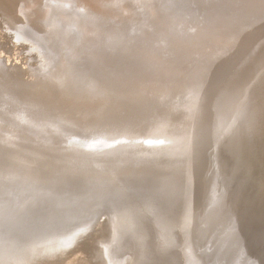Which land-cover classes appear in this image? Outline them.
Masks as SVG:
<instances>
[{
	"label": "rangeland",
	"instance_id": "rangeland-1",
	"mask_svg": "<svg viewBox=\"0 0 264 264\" xmlns=\"http://www.w3.org/2000/svg\"><path fill=\"white\" fill-rule=\"evenodd\" d=\"M68 1L0 0L1 246L77 242L81 264L103 247L110 263L143 264L138 241L158 246L160 228L171 227L173 248L187 254L175 264H264V139L255 143L252 134L264 116V96L255 98L264 79V0H151L142 14L131 0H122L127 10L116 0ZM156 2L166 7L161 18ZM116 13L126 21L112 20ZM53 16L63 17L62 36L45 40L42 53L36 40ZM101 23L117 36L104 37L93 73L80 72L65 46L76 51L74 33ZM165 35L183 38L172 46ZM122 46L129 63L114 69L110 55ZM43 62H57L52 77H44ZM243 103L253 125L242 139V114H231ZM120 216L128 227L116 224ZM115 227L128 233L118 249Z\"/></svg>",
	"mask_w": 264,
	"mask_h": 264
},
{
	"label": "bare ground",
	"instance_id": "bare-ground-1",
	"mask_svg": "<svg viewBox=\"0 0 264 264\" xmlns=\"http://www.w3.org/2000/svg\"><path fill=\"white\" fill-rule=\"evenodd\" d=\"M59 1V0H58ZM68 1V0H67ZM71 1V0H70ZM83 1V0H82ZM97 1V0H96ZM99 1V0H98ZM133 3H131V6L133 5V7L132 8H136V6H137V8L139 9L138 11H136L137 13H139V14H142L143 12H145V9L146 8H148L149 6L148 5H150L151 3V0H138L139 2H137V0H136V3L134 2V0H131ZM214 1V0H213ZM53 2V1H52ZM69 2V1H68ZM102 2V1H101ZM104 2V1H103ZM116 2H117V4H116V6H118L119 7V10H123V8H125L128 4H127V2H125V1H122V0H116ZM157 2L159 3V0H157ZM156 2V4H157V6H159L160 7V9L158 10V12H156V14L155 15H159L160 16V18L161 17H163V15H165L164 13V9L166 10V7L164 6H162L161 4L159 5L158 3ZM205 2V1H204ZM104 4V3H103ZM110 4V3H109ZM176 4V3H175ZM212 8H213V14H215L214 12L215 11H217V9L215 10V6H213V4H210V3H208ZM53 4H50V6H52ZM111 5H113V4H111ZM115 5V4H114ZM130 5V4H129ZM165 5V4H164ZM187 5V4H186ZM196 5V4H195ZM216 5V4H215ZM84 6V5H83ZM154 6H155V4H154ZM193 6V5H192ZM191 6V7H192ZM210 6H208V7H210ZM86 7V6H85ZM128 7V6H127ZM130 7V6H129ZM128 7V8H129ZM152 7H153V5H152ZM195 7V6H194ZM206 7V6H205ZM215 7V8H214ZM151 8V7H150ZM156 8V7H155ZM155 8H153V9H155ZM198 8V7H197ZM207 8V7H206ZM218 8V7H217ZM52 9H55L56 10V7L55 6H53L52 7ZM126 9V8H125ZM209 9V8H208ZM127 10V9H126ZM136 10V9H135ZM192 10V9H191ZM203 10V9H202ZM100 11V10H99ZM129 11H130V9H129ZM131 11H133L132 9H131ZM130 11V12H131ZM198 11V10H197ZM207 11V10H206ZM210 11H212L211 10V8H210ZM119 12V11H118ZM135 12V11H134ZM168 13H169V10L167 11ZM219 12V11H218ZM69 13V12H68ZM92 13H95V18H98V12H96V11H92ZM217 13V12H216ZM30 14V13H29ZM124 14V13H123ZM123 14H115L113 17H111V19L112 20H116V21H119L120 20V18H123L125 21H126V13H125V15H123ZM131 14V13H130ZM111 15V14H110ZM138 15V14H137ZM149 15V14H148ZM202 15V14H201ZM209 15V14H208ZM215 15H217V14H215ZM214 15V17H216ZM219 15V14H218ZM59 16V15H58ZM130 16V15H129ZM134 16V15H133ZM203 16V15H202ZM128 17V16H127ZM131 17V16H130ZM156 17V16H155ZM158 17V16H157ZM60 17H57V16H53V21L55 22L54 24H53V26H52V28H51V30H49V29H47L48 31H46V33L44 34V38H43V40L42 39H37L36 41L40 44L39 46L41 47L40 48V51L42 52V53H46L48 50H47V48L48 47H46V45H44L45 44V40H50V38L52 37H54L56 40L57 39H59L61 36H62V33H61V31H59V30H57L58 28H60L61 26H64V24L62 23L63 21L61 20V18H63V17H61L60 19H59ZM134 18V17H133ZM136 18V17H135ZM144 18V20H145V17H143ZM147 18V17H146ZM217 18V17H216ZM104 19V18H103ZM209 19V18H208ZM67 19H64V22L66 21ZM122 20V19H121ZM160 21H161V19H159ZM200 20V19H199ZM62 21V22H61ZM72 21V20H71ZM202 21H204V20H202ZM96 22H98V21H96ZM108 22V21H107ZM162 22H163V20H162ZM109 23V22H108ZM118 23V22H117ZM130 23V22H129ZM98 25V24H97ZM101 25L102 26H94V28H90V27H84L85 28V30L82 32V29H80V31H81V37L79 38V36L77 35V33H79V31H77L76 32V34L74 33V35L72 36V41L73 42H75L76 43V46H74L75 47V49H76V51H73L74 50V48H72L71 50H68L67 48L71 45V42H69V44H67L66 46H65V50L63 51V53H65L64 55H65V57L66 58H68V60L70 59L71 60V58H73V61H72V66L73 67H77V69L78 70H80V72H87V74L88 73H93L92 72V66L93 65H91V62H95L96 61V58H97V56H98V54H100L101 53V51H102V47L100 46V44L102 43H104L105 42V40H104V37H106V36H108V35H110V33H112V35H113V38H114V36H117V33L116 32H114V30L112 31H107V30H105V24H102L101 23ZM137 25V24H136ZM145 25V24H144ZM160 25H162V23H160ZM79 26V25H78ZM90 26H92L93 27V25L92 24H90ZM152 27H154V29H155V27L156 26H153V25H151ZM108 27V26H107ZM120 27V26H119ZM163 27H165L166 28V26H162L161 28V32H162V30H164L165 28H163ZM174 27V26H173ZM97 29L94 33H92L93 32V30L94 29ZM111 28V27H110ZM113 28V27H112ZM114 28H115V26H114ZM139 28V27H138ZM142 28V27H141ZM109 29V28H108ZM169 29V28H168ZM179 29V28H178ZM120 30V29H119ZM156 30V29H155ZM154 30V31H155ZM121 31H123V29L121 30ZM137 32H140V30L138 29V30H136ZM165 31H167L166 29H165ZM172 31H174V29L172 30ZM91 32V33H90ZM160 32V31H159ZM175 33H177V30H175L174 31ZM179 32V31H178ZM31 33L33 34V32L31 31ZM44 33V32H43ZM48 33H50V34H48ZM108 33V34H107ZM119 33V32H118ZM123 32H121L120 34H122ZM130 34V33H129ZM137 34V33H136ZM151 34H152V32H150L149 33V36L146 38V34L145 35H142V36H139V38H141L142 40H143V38H146V39H149L150 40V37H151ZM181 34V33H180ZM34 35V34H33ZM129 36V35H128ZM195 36V35H194ZM23 37V36H22ZM177 38H174V37H171L170 36V38L169 37H167L166 35H165V41H166V43H168L169 45H176V43L179 41L180 42V40L183 38L182 37V35H178V36H176ZM182 37V38H181ZM18 38H19V36H18ZM120 38V37H119ZM133 38V37H132ZM191 38H193V37H190V39ZM198 38H200V37H198ZM248 38H249V36H248ZM26 39V38H25ZM202 39V38H201ZM115 40V39H114ZM123 40H124V38H123ZM145 40V39H144ZM192 40H194V38L192 39ZM200 40V39H199ZM51 42V41H50ZM55 40H54V44H55ZM146 42V41H145ZM145 42H143L144 44H145ZM194 42V41H193ZM197 42H198V39H197ZM238 42V41H237ZM147 43H148V41H147ZM239 43V42H238ZM53 44V43H52ZM125 44H128L129 45V43H125ZM205 44H207V43H204V45ZM209 44V43H208ZM213 44V43H212ZM74 45V44H73ZM202 45V44H201ZM200 45V46H201ZM55 46H56V44H55ZM78 46V47H77ZM124 46V45H123ZM123 46L122 47H120V48H118V50L116 49V50H114L112 53H111V55H110V60L112 61V64H113V66H114V69H118V68H123V67H125V66H123V65H125L126 63H129V60H127V59H125V58H123L124 57V49L126 50V49H128V50H130V48L128 47V48H125L124 47V49H123ZM203 46V45H202ZM210 46H213L214 47V44L213 45H211L210 44ZM217 46V45H216ZM127 47V46H126ZM206 47V46H205ZM208 47V46H207ZM212 47V48H213ZM219 48H220V46H218ZM53 48V47H52ZM51 48V49H52ZM55 48V47H54ZM53 48V49H54ZM71 48V47H70ZM146 48V47H145ZM224 48H230V47H224ZM52 49V50H53ZM58 49V48H57ZM209 49V48H208ZM55 50V49H54ZM205 50V49H204ZM207 50V49H206ZM212 50H214V49H212ZM220 50V49H219ZM59 51V50H58ZM71 51V52H70ZM49 52V51H48ZM57 52V51H56ZM205 52V51H204ZM203 52V53H204ZM207 52V51H206ZM205 52V53H206ZM209 52V51H208ZM221 52V50L219 51V53ZM205 53H204V55H205ZM54 54H55V52H54ZM62 54V53H61ZM71 56H70V55ZM209 55V54H208ZM225 55V54H224ZM73 56V57H72ZM50 57V56H49ZM60 57V56H59ZM204 57H207V55L206 56H204ZM46 58H47V56H46ZM52 58V57H51ZM56 58V57H55ZM162 58H163V56H162ZM161 58V59H162ZM165 58V57H164ZM163 58V60H164V63H166L167 64V62L169 61L168 59H164ZM53 59V58H52ZM57 59H60V58H57ZM47 60V59H46ZM45 60V61H46ZM64 60V59H63ZM67 60V59H66ZM67 60V61H68ZM69 60V61H70ZM231 60H233L232 58H231ZM105 61V60H104ZM52 62V61H51ZM66 62V61H65ZM231 62V61H230ZM69 63V62H68ZM97 63H98V61H97ZM175 63V62H174ZM174 63L172 64V65H174ZM4 64V63H3ZM7 64V63H6ZM43 65H40L41 67H40V69H41V71L44 73V77L45 76H47V75H49L50 77H52V75H53V72H52V70H53V68L54 67H56L57 68V66H55V65H57V62H55L54 64H49V63H46L45 62V64H44V62L42 63ZM62 64V63H61ZM61 64L59 65V66H61ZM121 64V65H120ZM232 64V63H231ZM66 65H67V63H66ZM96 65V64H95ZM108 65V64H107ZM169 65V64H168ZM176 65V64H175ZM0 66L1 67H3V65L2 64H0ZM54 66V67H53ZM149 67V66H148ZM94 68V67H93ZM100 68V67H99ZM2 69V68H1ZM4 69V68H3ZM2 69V70H3ZM32 69V68H31ZM74 69V68H73ZM103 69V68H102ZM101 69V70H102ZM127 69V68H126ZM57 70V69H56ZM59 70V69H58ZM63 70V69H62ZM54 71V70H53ZM89 71H91V72H89ZM119 71H122V73H123V70L122 69H120ZM1 72V71H0ZM5 72V71H4ZM36 72H38V71H36ZM40 72V71H39ZM43 73H42V75H43ZM54 73H55V71H54ZM98 73V72H97ZM35 74V73H34ZM61 74V73H60ZM65 74H67V73H65ZM87 74H85V75H87ZM33 75V74H32ZM38 75V74H37ZM56 75V74H55ZM34 76V75H33ZM40 76V75H39ZM92 76V75H91ZM32 77V76H31ZM37 77V79H38V76H36ZM48 77V76H47ZM88 78V77H87ZM28 79V78H27ZM26 79V80H27ZM41 79V78H40ZM90 79V78H89ZM88 79V81L90 82V80ZM96 79V78H95ZM169 78H167V80H168ZM29 80V79H28ZM35 80V79H34ZM43 80V79H42ZM44 80H45V78H44ZM83 80V79H82ZM92 80V79H91ZM172 80L173 79H171L170 81L172 82ZM39 81V80H38ZM41 81V80H40ZM50 81V80H49ZM68 81H70V80H68ZM8 82V81H7ZM33 82H36V81H33ZM32 82V83H33ZM47 82V81H46ZM45 81H43L42 83H46ZM92 82H94V80L92 81ZM121 82V81H120ZM31 83V84H32ZM41 83V82H40ZM39 83V84H40ZM54 83H55V81H54ZM69 83V82H68ZM75 83V82H74ZM84 83H87V81L85 82L84 81ZM175 83V82H174ZM177 83V82H176ZM10 84V83H9ZM37 84V83H36ZM26 85H28V84H26ZM29 85H30V83H29ZM55 85V84H54ZM60 85V84H59ZM84 85V84H83ZM120 85V84H119ZM123 85V84H122ZM174 85V84H173ZM31 86H33V85H31ZM30 86V87H31ZM35 86H39V85H35ZM41 86V88L43 89V90H45V91H50L51 89L47 86H45L44 84H41L40 85ZM49 86H50V84H49ZM85 86H87V85H85ZM89 86H91V85H89ZM34 87V86H33ZM58 87V86H57ZM57 87H56V89H57ZM174 87L175 88H178V90H179V87H178V85L177 84H175L174 85ZM29 88V87H28ZM49 88V89H48ZM54 88V87H53ZM59 88H61V87H59ZM64 88V87H63ZM68 88V87H67ZM76 88V87H75ZM86 88V87H85ZM88 88H90V87H88ZM3 89V88H2ZM74 89V88H73ZM54 90H55V88H54ZM53 90V91H54ZM58 90V89H57ZM56 90V91H57ZM72 90V89H71ZM90 90V89H89ZM119 90V89H118ZM27 91V90H26ZM59 91V90H58ZM61 91V90H60ZM63 91V90H62ZM61 91V92H62ZM67 91V90H66ZM10 92V91H9ZM52 92V91H51ZM37 93V92H36ZM63 94H65L64 92H62ZM61 93V94H62ZM70 93V92H69ZM9 94H11V93H9ZM9 94H6V95H9ZM38 94V93H37ZM46 94V93H45ZM54 94V93H53ZM55 94L57 95V92H55ZM54 94V95H55ZM121 94V93H120ZM34 95H36L35 93H34ZM41 95V94H40ZM59 95V94H58ZM78 95V94H77ZM82 95V94H81ZM3 96V95H2ZM31 96V95H30ZM38 96V95H37ZM36 96V97H37ZM62 96V95H61ZM85 97H86V95H84ZM89 96V95H88ZM4 97V96H3ZM9 97V96H8ZM56 97H58V96H56ZM64 97V96H63ZM78 97V96H77ZM83 97V96H82ZM32 98V97H31ZM35 98V97H34ZM41 98V97H40ZM52 98L54 99V97L52 96ZM61 98V97H60ZM71 98V97H70ZM129 98V97H128ZM133 98V97H132ZM4 99V98H3ZM38 99V98H37ZM36 99V100H37ZM120 99V98H119ZM7 100H8V98H7ZM30 100H33V99H30ZM50 100V99H49ZM76 100L77 101H80V100H83L82 98H80V97H78V98H76ZM126 100V99H125ZM80 102H86V101H80ZM122 102V101H121ZM43 103V102H42ZM124 103V102H123ZM32 104V103H31ZM33 106V105H32ZM39 106V105H38ZM67 118V117H66ZM42 127V126H41ZM91 129V128H90ZM116 140V139H115ZM80 147V146H79ZM82 148V147H81ZM136 156V155H135ZM114 217V216H113ZM112 217V218H113ZM118 218V217H117ZM119 218H122L121 216L119 217ZM114 219V218H113ZM121 219H119L118 220V223L116 222V224H118L119 226H120V228L121 227H123L124 225H126V223L124 222V220H122V221H120ZM132 221V220H131ZM135 221V220H134ZM173 225H175V224H173ZM132 228H134V227H132ZM169 228H171V227H169ZM115 229H117V227H115ZM173 229V228H172ZM120 230V229H119ZM114 231V230H113ZM132 231H134V229L132 230ZM77 233H79V232H77ZM135 233V232H134ZM167 234V233H166ZM11 236V235H10ZM9 236V237H10ZM135 236H136V234H135ZM131 237V236H130ZM10 239L11 240H13V238L12 237H10ZM128 239H130V238H128ZM132 239V238H131ZM137 239V238H136ZM9 240V239H8ZM61 239H59V241H60ZM47 241H50V240H47ZM47 241H44V242H42V246H44L45 244H46V242ZM137 241V240H136ZM9 242H10V240H9ZM12 242V241H11ZM15 242V241H14ZM51 242V241H50ZM55 242H57V240L55 241ZM54 242V244H53V240H52V243H50V246H47V247H49V248H47V247H45V248H42V249H40V248H38V249H36V248H32V246H29L28 248H27V250L26 249H23V248H25V247H14L15 245H13V244H9V245H7V246H9V247H7L5 244H4V246H1L2 244H0V264H66L67 262H70V263H68V264H81V263H83L82 262V259L81 258H79V254L78 253H81V249H79V248H81V246H79V248L78 249H76V250H74L75 248H77L78 247V243L77 242H75V243H73V244H64V245H62L61 243H55ZM4 243V242H3ZM17 244V243H16ZM41 244V243H40ZM47 244H48V242H47ZM51 244H53V245H51ZM49 245V244H48ZM15 248H18V249H15ZM21 249H23V250H21ZM44 249V250H43ZM91 249V248H90ZM103 250H102V254L101 253H96L95 251L93 252V254L91 253V254H88L87 256V259H86V263L87 264H116L115 262H113V263H110V262H108L107 260H106V257H105V253H104V247L102 248ZM17 250V251H16ZM26 250V251H25ZM93 250V249H92ZM100 254V255H99ZM81 255V254H80ZM53 256V257H52ZM47 257H49L50 258V260H47L46 258ZM46 259V260H45ZM53 259V261H51ZM207 260V259H206ZM215 263V262H214Z\"/></svg>",
	"mask_w": 264,
	"mask_h": 264
},
{
	"label": "water",
	"instance_id": "water-1",
	"mask_svg": "<svg viewBox=\"0 0 264 264\" xmlns=\"http://www.w3.org/2000/svg\"><path fill=\"white\" fill-rule=\"evenodd\" d=\"M260 88L262 89L261 91H256L255 93V98L256 96L257 97H260V96H264V79L261 81V82H258L257 83ZM257 85V86H258ZM243 105L244 103L238 107L237 109H235L233 111V113L231 114L232 116L234 115L235 111H238L240 113V116L242 114V118L241 120L239 121V128L237 133L241 135H243V133H245V131L249 128V131L252 129V125L251 124L252 120L249 119V116H252V112H250V109H251V106H246L243 108ZM257 122L254 123V126L253 128V131H252V134H253V137H254V141L255 143H258L257 142V138H263L264 139V116H261V117H257ZM251 128V129H250ZM242 137V136H241ZM243 139V137H242ZM247 141H251L253 140L251 137L250 139H246ZM243 142V141H241ZM262 152H264V146L262 147ZM237 154L241 155L242 158L244 157H247L249 156V153L248 151L246 150V148H244L243 150L242 149H237L236 148V152ZM258 163V161H256ZM211 213L212 215H216L218 212L217 211H212L211 210ZM197 214V213H196ZM211 215V214H209ZM122 218L124 219V221L126 222V226L128 227V223L129 221L126 220V218H124V216H122ZM188 227H191V225H189L188 223H186ZM160 230H164L163 231V234H159L158 236V246H155L153 243H151L150 241L146 240L145 238L143 239H140L138 241V244L140 245V247L142 248V262L143 264H148V262L151 260V259H157L158 257L160 259H166L167 261H170V264H175L174 262H177L180 260L181 261H185L186 258H187V254L184 253V251H178V250H175L174 247V242L175 240L177 239V231L176 229L174 228L172 230V228H163L161 227ZM165 232L167 234H165ZM87 231L84 230L82 232L79 233V236L86 239L87 238ZM127 232L126 230H122V231H119L118 229H115L113 231V243L114 242H117L115 247L116 249H118L119 246L122 245L123 243V240L126 239L127 237ZM74 237V236H73ZM73 237H70V239H73ZM126 251V250H125ZM124 252V250L122 251Z\"/></svg>",
	"mask_w": 264,
	"mask_h": 264
}]
</instances>
